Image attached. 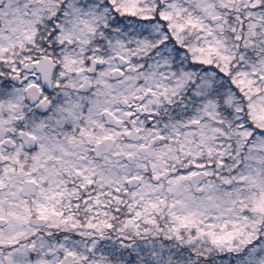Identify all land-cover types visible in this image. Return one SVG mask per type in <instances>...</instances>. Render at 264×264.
Masks as SVG:
<instances>
[{
    "label": "snow or ice",
    "instance_id": "6c2138e0",
    "mask_svg": "<svg viewBox=\"0 0 264 264\" xmlns=\"http://www.w3.org/2000/svg\"><path fill=\"white\" fill-rule=\"evenodd\" d=\"M0 264H264V0H0Z\"/></svg>",
    "mask_w": 264,
    "mask_h": 264
}]
</instances>
